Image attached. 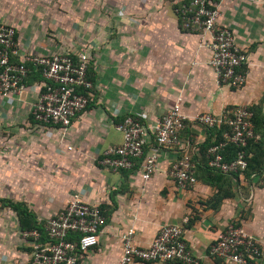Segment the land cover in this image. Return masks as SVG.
<instances>
[{"label":"crops","instance_id":"crops-1","mask_svg":"<svg viewBox=\"0 0 264 264\" xmlns=\"http://www.w3.org/2000/svg\"><path fill=\"white\" fill-rule=\"evenodd\" d=\"M180 2L0 0V23L16 30V62L28 55L86 52L93 84L88 107L67 129L33 121L31 106L43 85L34 70L20 98L0 97V264L32 259L31 242L22 238L11 205L27 210L45 243V222L75 194L105 213L98 245L76 264H118L120 238L129 229L135 244L147 248L163 226L179 225L200 264H226L209 257L208 249L230 224L264 240V0L216 1L220 26L247 56L240 68L246 82L238 89L217 84L208 66L210 51L201 48L207 37L180 27L174 12ZM177 100L189 118L218 117L238 106L255 110L259 139L248 150L247 174L218 179L198 170L193 188H176L168 176L171 165L184 154L201 160L215 139L192 123L181 133L180 148L160 150L158 172L147 183L141 180V160L118 172L100 164L107 149L122 144L115 127L127 117L147 130V153L154 146L152 127Z\"/></svg>","mask_w":264,"mask_h":264},{"label":"built area","instance_id":"built-area-1","mask_svg":"<svg viewBox=\"0 0 264 264\" xmlns=\"http://www.w3.org/2000/svg\"><path fill=\"white\" fill-rule=\"evenodd\" d=\"M216 1L181 0L174 12L184 32L207 37L201 42V48L210 51L208 66L214 72L217 84L238 89L246 82V75L240 68L247 64V56L236 47L230 30L220 26ZM18 56L16 30L0 23V97L20 98L26 91L25 82L34 70L41 75L43 85L31 106L33 121L41 126L67 129L73 119L86 110L92 97L89 55L86 52L28 55L16 62L14 59ZM252 120L253 112L247 106L227 109L218 117L197 113L189 118L182 112L181 101L177 100L152 127L154 146L149 147L147 153V130L137 119L127 117L115 127L123 134L122 144L107 149L100 164L118 172L131 170L134 162L141 160V180L147 183L158 172L160 150L180 148L181 133L188 123H192L207 129L228 128L223 140L208 149L207 165L222 174H242L247 168L245 149L250 142L259 139ZM228 146L237 149L236 157L231 161H226L223 155ZM168 176L179 190L191 189L197 183L194 164L185 154L171 165ZM260 186L264 190V177ZM104 224L105 213L100 204H89L76 194L71 196L65 208L45 222V243L41 242L37 230L21 233L22 238L31 242L30 264H76L98 245ZM120 246L118 264H200L187 248L179 225L163 226L147 248L135 244L134 230L129 229L122 234ZM208 256L226 264H261L264 262V240H257L241 227L230 224L209 247Z\"/></svg>","mask_w":264,"mask_h":264},{"label":"trees","instance_id":"trees-1","mask_svg":"<svg viewBox=\"0 0 264 264\" xmlns=\"http://www.w3.org/2000/svg\"><path fill=\"white\" fill-rule=\"evenodd\" d=\"M249 109L253 112V120L252 121H253V124H254V130H255V133H256V113H255V110L252 107L249 108ZM209 131L211 133V136H214V138H215L214 141L211 142L208 145L207 149L205 150L204 154L202 155L201 160H196L195 161V159L191 158V162L195 166L194 172H195L196 179H197L198 170H201L202 172L207 173L208 175L217 177L218 179L224 178V177L237 176V175H232V174L231 175L222 174L219 171L210 169L208 167V165H207V151H208V149L212 145L221 142L223 140V135L226 132H229V130H228L227 127L223 126V127H220V128L209 129ZM257 144H258V140L250 142L248 144L247 148L245 149L246 155H248V150L250 149V147H252L254 145H257ZM236 154H237V149L235 147H233V146H228L223 152V155H224L226 161L233 160L236 157ZM251 161L252 160L250 158L248 159V156H247V168L243 172L244 174H247ZM11 208L17 212V214H18V216L20 218L21 229H22L23 232L37 230L38 227L35 225V223L31 222L32 217L27 212V210L25 208H23L22 206H17V205H11ZM38 230L40 232H42V229L39 228Z\"/></svg>","mask_w":264,"mask_h":264}]
</instances>
